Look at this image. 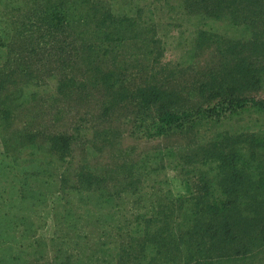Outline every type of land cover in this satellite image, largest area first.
Returning <instances> with one entry per match:
<instances>
[{
	"label": "rangeland",
	"instance_id": "obj_1",
	"mask_svg": "<svg viewBox=\"0 0 264 264\" xmlns=\"http://www.w3.org/2000/svg\"><path fill=\"white\" fill-rule=\"evenodd\" d=\"M40 2L46 4L0 0V21L11 37L8 52L0 48V64L7 58L13 71H25L8 79L14 90L21 85L22 91L12 92L22 94L23 103L0 91V264H33V242L55 237L66 243L72 258L93 250L95 264H123L124 257L116 254L128 243L133 217L149 214L163 191L173 198L193 194L184 179H194L196 160L188 158L242 148L246 135L259 139L252 142L253 152L264 156V110L256 107L227 111L214 121L199 115L186 132L161 138L143 139L134 127L148 115L135 97L150 88L161 106L173 110L223 106L230 99L264 102V1L92 0L97 5L93 23L109 12L108 27L90 24L81 31L74 24L59 32L60 47L52 49L30 33ZM76 13L89 16L90 7L79 1ZM18 34L32 36L25 42ZM39 42L34 51L26 47ZM87 59L94 64L87 67ZM60 63L74 67L65 73L81 85L78 100L68 101L57 89ZM105 72L115 75L113 90L134 93L118 96L110 122L102 117L107 89L94 86ZM61 133L74 134L71 155L61 142L50 141L49 147L48 137ZM199 167L209 176L215 164ZM88 175L99 184L87 186ZM97 202L101 205L94 206ZM263 248L233 264H264ZM39 249L46 256L42 261L52 263L55 252L48 255L51 248L45 245Z\"/></svg>",
	"mask_w": 264,
	"mask_h": 264
},
{
	"label": "trees",
	"instance_id": "obj_2",
	"mask_svg": "<svg viewBox=\"0 0 264 264\" xmlns=\"http://www.w3.org/2000/svg\"><path fill=\"white\" fill-rule=\"evenodd\" d=\"M45 1L46 4L40 2V8L34 10L36 19L31 20L30 33L40 35L39 37L45 39L51 49L53 46L60 47L58 34L61 31L68 32L74 26H78L83 31V28L90 24H97L96 27H108L109 12H104L106 19L103 18L101 23L100 21L93 23L97 21L92 18L97 5L93 4L92 0H72L70 11H68V6L71 4V0ZM79 1H82L86 7H90L89 16L81 17L76 13V4ZM24 3L22 1L23 5ZM21 10L22 8L19 7L12 11L19 12ZM99 10L104 11V8ZM31 11L33 12V10ZM0 29L2 33L0 48L8 47L9 49L8 44L11 42L9 29L7 26L4 27L2 21H0ZM113 34L116 33L111 35ZM18 36L19 39L28 42L32 35L18 34ZM41 44L39 42L35 48L30 45L26 47L29 46L28 50L34 51L36 48H40ZM8 49H6L7 52ZM106 53L107 51L104 50L102 55L104 56ZM8 55H11L10 51ZM91 64H94V61L87 59L86 66ZM98 65L100 63L96 61L97 70L99 69ZM9 66L10 60L7 58L3 64H0L1 93L12 92L17 87H14L13 83L9 84L8 79L12 78L14 72L17 71H13ZM58 67L62 69L57 76L59 79L58 91L68 101L72 98L78 100V89L81 85L78 82L74 85L72 78L67 77L68 74L65 73L74 67L65 63L58 64ZM28 69L29 66H26V70ZM20 71L25 74V71L21 69ZM112 79H115V75L105 72L100 73V76L94 80V86L107 89L106 96L110 97L107 106L102 109V117L108 118L106 120L109 122L118 109L115 108L119 105L118 96L124 99V93L134 94L132 90L126 91V89L123 93V87H120L119 91L113 90ZM19 87L14 91H22ZM89 91L91 89H88L86 98L91 97V92L88 96ZM9 95H14L15 99L23 101L22 94L18 95L16 92H12ZM135 100L139 110L143 109L146 111L145 114H148L145 119L141 118L134 122L137 125L134 127L138 131L141 130L143 139L165 137L170 132H186L185 130L189 129L193 123L195 124L196 117L199 115H207L209 118H205L214 121L227 111L233 113L238 109L255 107L261 112L264 110V102L255 99H230L228 102H224L223 106L214 105L201 110H173L161 106L160 97L158 93H155L154 88L142 93L141 98L136 96ZM128 106L129 104L126 107L128 108ZM107 113L111 115L108 116ZM151 113H155L153 117H150ZM101 119L103 120V118ZM207 119L204 120L209 121ZM106 133L104 131L103 135ZM239 135L241 134H236V136ZM59 136L60 138L48 137L49 147L54 146L51 142H61L65 154L71 155V151H68V144L75 140L74 134L64 135L61 133ZM243 137H245V146L242 148H240L241 146H237L235 149L232 147L229 151L220 149L217 153L210 150V152H204L202 158L200 153L188 158L196 160L195 164H191L193 170L197 171L193 176L194 179H184L187 188L194 190L193 194L173 198L169 191H163V194L154 202L156 205L152 206L149 214L146 212L145 216L133 217L131 223L134 228L131 230L128 243L120 246L116 254L119 257H124L123 264H233L254 257L258 247L264 244V156L253 152L256 148L252 142L259 141V139L249 135ZM146 156L147 154L142 159H145ZM206 162L215 164L211 171L207 170L209 176L206 172L205 174L200 172L199 166H204ZM190 171L192 170L186 173H190ZM86 181L89 187L93 183L99 184L93 175H88ZM128 184H131V181ZM131 191H135V186H131ZM97 205L101 204L97 202L94 206ZM55 238L33 242V264H45L42 259H46V256L40 255V245L51 248L48 255H53V251L55 252L51 259L52 263L49 264H95L97 261L94 258L93 250L86 256L80 254V256L72 258L66 243L59 237ZM53 247L55 249H52Z\"/></svg>",
	"mask_w": 264,
	"mask_h": 264
}]
</instances>
